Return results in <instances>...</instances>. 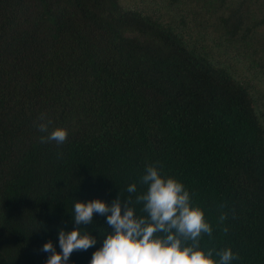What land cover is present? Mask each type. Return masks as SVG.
I'll use <instances>...</instances> for the list:
<instances>
[{
	"label": "trees",
	"instance_id": "1",
	"mask_svg": "<svg viewBox=\"0 0 264 264\" xmlns=\"http://www.w3.org/2000/svg\"><path fill=\"white\" fill-rule=\"evenodd\" d=\"M181 1L0 0V264H44L61 227L97 236L69 257L88 264L110 229L96 213L76 225L73 203L142 191L152 163L204 210L202 248L264 264V112L251 84L208 57L205 34L185 30L226 0L173 11ZM244 8L219 17L228 38L262 23L248 27ZM41 117L68 130L63 143L40 141Z\"/></svg>",
	"mask_w": 264,
	"mask_h": 264
},
{
	"label": "clouds",
	"instance_id": "2",
	"mask_svg": "<svg viewBox=\"0 0 264 264\" xmlns=\"http://www.w3.org/2000/svg\"><path fill=\"white\" fill-rule=\"evenodd\" d=\"M50 123L41 117L37 124L46 133L40 141L63 143L68 130H49ZM139 184L142 191H138L137 182L129 183L125 191L130 195L121 198L118 193L111 202L97 197L76 199L73 203L70 214L76 225L90 224L96 213L105 218L110 229L88 264H231L236 259L237 254L230 247L215 250L214 256L213 249L200 246L201 236H211L213 228L181 180L152 163L145 166ZM224 219L221 214L219 220ZM56 243L59 251L51 239L42 244L41 251L48 254L44 264H71V253L93 247L97 236L81 231L80 227H61Z\"/></svg>",
	"mask_w": 264,
	"mask_h": 264
},
{
	"label": "rangeland",
	"instance_id": "3",
	"mask_svg": "<svg viewBox=\"0 0 264 264\" xmlns=\"http://www.w3.org/2000/svg\"><path fill=\"white\" fill-rule=\"evenodd\" d=\"M194 1L182 0L179 6L173 8V11L178 12L181 6L189 9L195 8ZM120 2L146 5L152 8L161 6V2H156V0H120ZM226 3L225 10L208 13L207 23L205 22L204 26L194 25L192 29L188 27L185 30L189 32L200 30L205 34L203 44L208 57L223 63L241 81L251 84L252 94L258 102V108L264 112V0H226ZM238 4L247 7L244 10L249 11L251 15L247 23L248 27L253 24V21L262 20V23L253 31L251 38L247 40L239 37L228 38L218 22L221 15L227 14V8L238 7ZM199 20L197 19L195 24Z\"/></svg>",
	"mask_w": 264,
	"mask_h": 264
}]
</instances>
